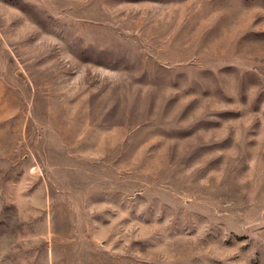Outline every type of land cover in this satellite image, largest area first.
<instances>
[{
	"label": "rangeland",
	"instance_id": "obj_1",
	"mask_svg": "<svg viewBox=\"0 0 264 264\" xmlns=\"http://www.w3.org/2000/svg\"><path fill=\"white\" fill-rule=\"evenodd\" d=\"M0 264H264V0H0Z\"/></svg>",
	"mask_w": 264,
	"mask_h": 264
}]
</instances>
